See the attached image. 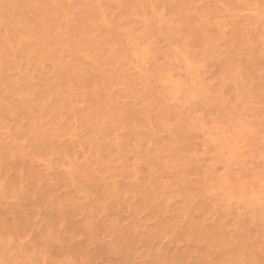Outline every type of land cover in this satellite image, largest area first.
Masks as SVG:
<instances>
[{
	"label": "rangeland",
	"instance_id": "obj_1",
	"mask_svg": "<svg viewBox=\"0 0 264 264\" xmlns=\"http://www.w3.org/2000/svg\"><path fill=\"white\" fill-rule=\"evenodd\" d=\"M0 264H264V0H0Z\"/></svg>",
	"mask_w": 264,
	"mask_h": 264
}]
</instances>
